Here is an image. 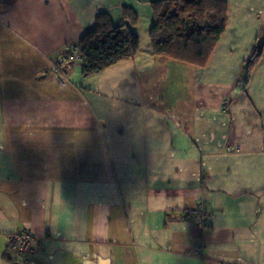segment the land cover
<instances>
[{
	"label": "crops",
	"instance_id": "1",
	"mask_svg": "<svg viewBox=\"0 0 264 264\" xmlns=\"http://www.w3.org/2000/svg\"><path fill=\"white\" fill-rule=\"evenodd\" d=\"M227 1L200 67L153 52L150 0H0V264L22 227L42 239L24 264H264V0ZM99 11L138 52L61 85ZM201 201L205 225L167 214Z\"/></svg>",
	"mask_w": 264,
	"mask_h": 264
},
{
	"label": "trees",
	"instance_id": "2",
	"mask_svg": "<svg viewBox=\"0 0 264 264\" xmlns=\"http://www.w3.org/2000/svg\"><path fill=\"white\" fill-rule=\"evenodd\" d=\"M153 23L150 30L155 54L205 66L228 24L227 0H150ZM125 23L136 25L139 15L132 6H122ZM77 44L84 57L81 62L84 76L103 71L126 57H134L140 41L130 26L116 27L108 11L96 13L94 24L88 28ZM264 39L257 42L255 52L245 62V77L249 79L254 66L262 57ZM189 209L173 210L169 216L190 219ZM23 228V227H22ZM21 228V229H22ZM13 247L7 258L13 260Z\"/></svg>",
	"mask_w": 264,
	"mask_h": 264
},
{
	"label": "built area",
	"instance_id": "3",
	"mask_svg": "<svg viewBox=\"0 0 264 264\" xmlns=\"http://www.w3.org/2000/svg\"><path fill=\"white\" fill-rule=\"evenodd\" d=\"M84 57L80 51V47L77 43L68 44L64 50V53H61L54 57V71L57 75L58 80L62 84H67V71L66 65L70 62H83ZM190 220L198 222L200 225H205L208 219V208L207 204L204 201H201L197 206L189 208L187 211ZM20 229L17 232H20L22 235L21 238L15 240L12 237L14 233L10 236L13 243V260L12 264H24L30 261L33 255L36 254L34 249V243L38 239L32 232L29 233L28 229ZM27 234V235H26Z\"/></svg>",
	"mask_w": 264,
	"mask_h": 264
},
{
	"label": "rangeland",
	"instance_id": "4",
	"mask_svg": "<svg viewBox=\"0 0 264 264\" xmlns=\"http://www.w3.org/2000/svg\"><path fill=\"white\" fill-rule=\"evenodd\" d=\"M60 83V82H59ZM61 85H66V84H62V83H60ZM67 84H68V79H67ZM227 101L228 100H224V102H226L227 103ZM208 220V219H207ZM21 229V228H20ZM20 229H17V230H14L12 233H10L9 234V248H11V247H13V241H12V239H10V236L14 233L15 235L12 237L13 239H15V240H17V239H19V238H21L22 237V235L20 234V232H17V231H19ZM24 229H28L29 230V233H33L38 239L36 240V242L34 243V249L35 250H38V249H40L41 248V246H42V239H41V237L40 236H38L32 229H30L29 227H25ZM27 235V234H26ZM37 252V251H36ZM35 255H33L32 256V258L34 257ZM31 258V259H32ZM30 259V260H31Z\"/></svg>",
	"mask_w": 264,
	"mask_h": 264
}]
</instances>
